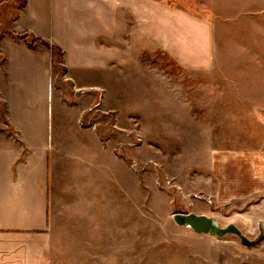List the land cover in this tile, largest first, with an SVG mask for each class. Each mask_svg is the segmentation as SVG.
I'll return each mask as SVG.
<instances>
[{
  "label": "crops",
  "instance_id": "crops-1",
  "mask_svg": "<svg viewBox=\"0 0 264 264\" xmlns=\"http://www.w3.org/2000/svg\"><path fill=\"white\" fill-rule=\"evenodd\" d=\"M244 50L263 71L264 0H0V264H134L136 154L119 144L136 129L141 58L161 66L165 85L170 65L233 79ZM55 62L97 70L122 139L81 121L85 107L65 100ZM158 109L163 120L168 108ZM222 243L212 257L264 264V234Z\"/></svg>",
  "mask_w": 264,
  "mask_h": 264
},
{
  "label": "rangeland",
  "instance_id": "rangeland-1",
  "mask_svg": "<svg viewBox=\"0 0 264 264\" xmlns=\"http://www.w3.org/2000/svg\"><path fill=\"white\" fill-rule=\"evenodd\" d=\"M244 51L249 62L242 59L230 74L233 79L218 71L179 72L170 65L165 85L161 66L141 58L132 76L137 124L130 131L114 127L115 99L97 88L96 69L67 73L54 63L55 83L65 100L85 107L82 122H99L114 139H122L118 136L125 130L130 136V143L119 147L124 155L136 154L134 264H248L210 255L213 247L227 249L223 240L241 242L236 235L197 234L176 224L173 212L212 215L222 226L235 224L249 239L264 234V70L258 71L252 50ZM93 90L98 95L88 93ZM161 102L168 108L163 120L155 112ZM118 261L105 258V264Z\"/></svg>",
  "mask_w": 264,
  "mask_h": 264
},
{
  "label": "water",
  "instance_id": "water-1",
  "mask_svg": "<svg viewBox=\"0 0 264 264\" xmlns=\"http://www.w3.org/2000/svg\"><path fill=\"white\" fill-rule=\"evenodd\" d=\"M172 219L179 226H189L197 233H205L216 236H224L228 233L234 234L244 245H251L257 240L256 238L249 239L246 237L244 233L233 223L222 226L212 215H204L195 212H173Z\"/></svg>",
  "mask_w": 264,
  "mask_h": 264
},
{
  "label": "trees",
  "instance_id": "trees-1",
  "mask_svg": "<svg viewBox=\"0 0 264 264\" xmlns=\"http://www.w3.org/2000/svg\"><path fill=\"white\" fill-rule=\"evenodd\" d=\"M37 40H40V39H37V38H36V39H34V41H37ZM29 45H32V43H31V44H29Z\"/></svg>",
  "mask_w": 264,
  "mask_h": 264
},
{
  "label": "bare ground",
  "instance_id": "bare-ground-1",
  "mask_svg": "<svg viewBox=\"0 0 264 264\" xmlns=\"http://www.w3.org/2000/svg\"><path fill=\"white\" fill-rule=\"evenodd\" d=\"M219 223V222H218ZM230 224V223H229Z\"/></svg>",
  "mask_w": 264,
  "mask_h": 264
}]
</instances>
